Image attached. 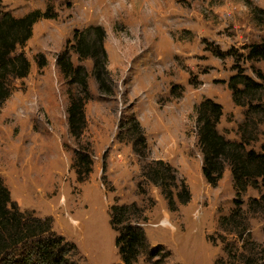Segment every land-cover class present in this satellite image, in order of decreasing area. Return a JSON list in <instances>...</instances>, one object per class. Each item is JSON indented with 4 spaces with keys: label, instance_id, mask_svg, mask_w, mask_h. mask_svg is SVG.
Returning a JSON list of instances; mask_svg holds the SVG:
<instances>
[{
    "label": "rangeland",
    "instance_id": "374dc122",
    "mask_svg": "<svg viewBox=\"0 0 264 264\" xmlns=\"http://www.w3.org/2000/svg\"><path fill=\"white\" fill-rule=\"evenodd\" d=\"M0 4L14 17L47 6L55 14L54 19L36 21L30 38L17 48L28 60L29 72L10 80V94L0 107V180L21 211L50 217L55 234L76 246L71 257L77 264L120 263L108 208L131 202L141 209L144 220L138 225L149 248L162 245L170 252L165 261H160L161 254L152 261L142 254L134 264H238L245 253L257 260L264 248V213L251 212L248 201L259 197L262 183L257 179L259 188L248 187L241 197L242 237L231 226L221 229L219 218L234 208L235 187L228 164L216 186L204 179L195 107L204 99L220 104L217 132L244 142L246 150L264 153V112L256 107H264V83L258 77L264 76V61L246 59L249 46H264V0ZM89 26L105 32L110 94L99 91L92 60H79L71 48L73 30ZM65 46L72 63L87 72L90 99L84 104L85 126L78 141L66 114L68 92L74 87L56 66V55ZM39 54L46 60L41 69ZM236 67L262 83L255 91L234 94L240 105L228 86ZM134 122L145 140L142 153ZM77 148L86 150L92 161L82 183L71 168ZM158 160L176 177L170 186L173 210L161 185L145 177ZM183 185L190 193L184 205L177 200Z\"/></svg>",
    "mask_w": 264,
    "mask_h": 264
},
{
    "label": "trees",
    "instance_id": "16d2710c",
    "mask_svg": "<svg viewBox=\"0 0 264 264\" xmlns=\"http://www.w3.org/2000/svg\"><path fill=\"white\" fill-rule=\"evenodd\" d=\"M54 18L55 14L50 6L44 11L33 10L21 17H14L9 11L2 9L0 4V107L10 94V80L24 78L29 72V62L22 51L16 52L17 48L23 47L30 38L32 26L36 21ZM104 36L105 32L100 26L74 29L71 48L79 60L85 58L92 60L91 75L97 82L99 91L110 94L111 87L107 85L109 71L107 53L103 46ZM37 57V66L41 69L46 60L41 54ZM246 59L264 61V46H249ZM56 66L68 84L74 87L68 92L69 105L66 114L69 131L78 141L85 126L84 104L90 99L87 72L83 66L72 63L68 46L56 55ZM236 69L237 72L229 78L228 86L233 93V102L240 105L234 94L255 91V88H262V83L255 82L245 75L241 68ZM258 77L264 83V76L259 74ZM256 107L264 112L263 106ZM195 114L204 179L212 187L216 186L222 177L224 165L228 164L235 187V197L232 200L234 208L229 215L219 218L218 225L221 229L231 226L232 230L242 237L246 232V226L241 209V197L248 187L259 188L257 179L261 181L263 189L259 197L248 201V209L251 212L264 213V153L246 150L244 142L227 140L217 132L216 124L222 115L220 104L204 99L195 107ZM133 130L138 134V141L142 144L140 151L142 153L146 145L138 122H134ZM91 164L87 151L77 148L71 163L77 182L87 180ZM155 165L147 168L145 177L152 183L161 185L167 206L173 210L175 203L170 189L176 180L173 169L162 160L156 161ZM101 184L105 186L102 180ZM177 200L182 205L189 202L190 193L186 186L183 185L177 192ZM108 215L109 225L115 232L114 246L120 260V263L116 264H134L142 254H146L149 261L159 254L160 261L170 257V252L162 245L149 248L145 234L138 225L144 219L141 209L135 202L112 204L108 208ZM249 243L252 249H255V243L253 241ZM74 253L76 246L55 234L50 217L40 218L21 211L16 202L10 200L9 192L0 180V264H77L71 257ZM231 253L234 259L235 252ZM252 255H255V251ZM241 258L243 260L238 264H263L264 248L260 249L257 260L250 259L246 253L241 254Z\"/></svg>",
    "mask_w": 264,
    "mask_h": 264
}]
</instances>
